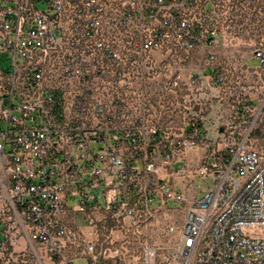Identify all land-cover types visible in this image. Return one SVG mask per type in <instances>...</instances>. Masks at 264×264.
I'll use <instances>...</instances> for the list:
<instances>
[{
	"label": "built area",
	"instance_id": "1",
	"mask_svg": "<svg viewBox=\"0 0 264 264\" xmlns=\"http://www.w3.org/2000/svg\"><path fill=\"white\" fill-rule=\"evenodd\" d=\"M246 7L0 0V264H264V91L235 92L222 147L158 136L151 110L169 70L155 52L221 46L211 14ZM254 54L264 67V42Z\"/></svg>",
	"mask_w": 264,
	"mask_h": 264
},
{
	"label": "crops",
	"instance_id": "2",
	"mask_svg": "<svg viewBox=\"0 0 264 264\" xmlns=\"http://www.w3.org/2000/svg\"><path fill=\"white\" fill-rule=\"evenodd\" d=\"M214 56V60H210ZM156 59L169 70L154 85L151 110L159 135L168 132L177 138L198 136L208 145H224L221 124L234 113L237 90L246 88L249 96L264 91V67L254 50L223 43L218 47L201 46L188 57L182 51H157ZM179 81L168 87V80ZM199 77L198 83L193 78ZM223 77V82L217 81ZM202 148L191 150L174 165L198 163ZM86 262L81 259L76 262Z\"/></svg>",
	"mask_w": 264,
	"mask_h": 264
},
{
	"label": "rangeland",
	"instance_id": "3",
	"mask_svg": "<svg viewBox=\"0 0 264 264\" xmlns=\"http://www.w3.org/2000/svg\"><path fill=\"white\" fill-rule=\"evenodd\" d=\"M236 3H239L241 6H247V10H244L247 15L245 16L246 18H243L244 21L246 19L245 23L248 25L246 30L242 28L244 26V22L242 23L240 21L242 19L241 16L236 15V12H234L235 16L231 15L233 10L225 9L222 12H213L211 17L219 21L221 20L224 24V36L226 38L225 43L231 45L234 44L242 49L255 50L257 47H259L261 42H264V0H236ZM228 16H232V21L227 20ZM252 139L254 147H257V149L261 150L264 154V112L257 122L255 133L253 134ZM184 215V208L181 206L172 207L167 212V215L162 218L163 229L165 228L168 220H171L174 223H179L182 221ZM77 264H86V262L81 261Z\"/></svg>",
	"mask_w": 264,
	"mask_h": 264
},
{
	"label": "trees",
	"instance_id": "4",
	"mask_svg": "<svg viewBox=\"0 0 264 264\" xmlns=\"http://www.w3.org/2000/svg\"><path fill=\"white\" fill-rule=\"evenodd\" d=\"M258 7H260V6H258ZM258 9H261V8H258ZM241 11H242V9L239 10V14H238V15L241 16L242 19H241L240 21L243 23V22H244V19H243V18H244L247 14H246V12H243V13H242ZM261 11H262V10H261ZM240 12H241V13H240ZM255 13H256V12H255ZM257 15H258V14H257ZM245 18H246V17H245Z\"/></svg>",
	"mask_w": 264,
	"mask_h": 264
}]
</instances>
